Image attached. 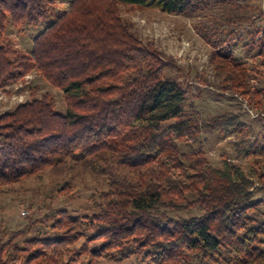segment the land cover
<instances>
[{
    "label": "trees",
    "instance_id": "trees-1",
    "mask_svg": "<svg viewBox=\"0 0 264 264\" xmlns=\"http://www.w3.org/2000/svg\"><path fill=\"white\" fill-rule=\"evenodd\" d=\"M259 1L241 6L223 0L228 13L203 34L212 46L210 62L224 75L221 88L247 101L257 92L249 66L230 48L242 43L245 54L254 48L264 62ZM210 2L72 0L57 12L54 0H0V88L37 73L62 92L67 110L58 113L52 96L33 92L0 114V197L48 167L67 171L57 192L71 197L70 163L79 160L107 186L90 196L91 215L58 209L43 217H55L51 236L26 238L25 229L8 232L0 224V264H76L84 253L97 264L110 252H126L123 258L133 255L142 264H264V215L253 193L256 185L264 191V112L257 114L259 131L242 141L248 169L227 159L212 166L200 148L202 131L243 130L241 115L199 119L179 80L181 67L142 43L118 10L192 16ZM50 14L53 21L31 51L9 43L7 25L37 24ZM246 22L251 28L236 34ZM84 238L104 242L88 252L76 247Z\"/></svg>",
    "mask_w": 264,
    "mask_h": 264
},
{
    "label": "rangeland",
    "instance_id": "rangeland-1",
    "mask_svg": "<svg viewBox=\"0 0 264 264\" xmlns=\"http://www.w3.org/2000/svg\"><path fill=\"white\" fill-rule=\"evenodd\" d=\"M56 11L63 12L68 8L72 0H54ZM223 0H211L209 7L196 15L165 14L157 10L119 6V17L131 24L142 43H151L166 58H171L175 64L181 67L182 77L179 80L183 87L189 90V100L194 104V114L201 120H209L226 112L240 114L245 124L243 130L233 132H218L209 134L202 131L201 150L209 163L214 167H221L222 160L227 159L242 166L247 170V161L240 151L243 149V140H251L259 131L260 121L256 122L258 107L264 108V62L255 57V49L248 54L242 49V43L236 48L232 47L236 57L247 61L250 74V86L257 91L254 99L248 101L240 95L221 88L223 74H220L210 62L209 57L212 46L204 38L212 25V20L226 15L229 9L223 4ZM241 6H259V0H234ZM238 1V2H237ZM264 9V0L261 2ZM230 8H235L230 6ZM236 11V10H235ZM241 9L238 13L243 12ZM53 21L50 14L46 20L37 24L21 26H6V37L9 43L18 50L26 53L31 51L33 40L44 30L47 23ZM256 24L264 27V19L256 20ZM243 28L235 29L236 34L245 31L248 22L243 23ZM207 29V30H206ZM236 37L232 38L235 41ZM233 44V42L231 43ZM39 98L44 93L53 97L55 109L60 114L66 113V106L62 92L40 78L37 73H32L17 82L9 83L0 88V114L14 109L21 103L29 100L31 94ZM251 98V97H249ZM257 100L258 103H257ZM189 111V110H188ZM264 115V113H262ZM71 171L73 190L71 197L58 193L57 188L62 186L69 177L62 167H48L42 172L24 177L18 183L8 187L9 193L0 197V224L9 231L25 229V237L47 234L51 236L53 231L50 226L55 217L48 216L51 210L63 209L72 215H91L95 206L90 199L91 195L107 189L102 176L85 167L82 160ZM254 196L261 200L259 214L264 215V191L256 185L253 189ZM52 214V213H51ZM51 216V215H50ZM53 216V215H52ZM30 217V218H28ZM38 220V221H37ZM34 224L33 222H36ZM80 240L76 247L86 246L87 251L98 248L104 241ZM120 252H110L98 259L97 264H142L132 255L123 258ZM90 256L87 253L81 255L76 264H89Z\"/></svg>",
    "mask_w": 264,
    "mask_h": 264
}]
</instances>
